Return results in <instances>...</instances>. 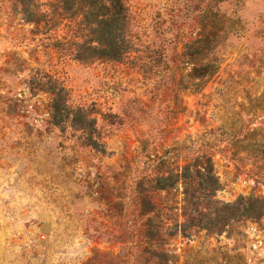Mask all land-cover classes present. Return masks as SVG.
<instances>
[{"label":"rangeland","instance_id":"1","mask_svg":"<svg viewBox=\"0 0 264 264\" xmlns=\"http://www.w3.org/2000/svg\"><path fill=\"white\" fill-rule=\"evenodd\" d=\"M7 1L0 0V264H135L114 238L128 231L133 173L175 146L186 147L188 159L171 169L193 154L211 157L223 185L217 199L264 196V0H128L137 52L118 63H81L51 46L73 39L72 23L56 15L49 31L48 17L28 20L31 4L17 5L10 26ZM209 6L215 17L202 22ZM195 40L203 53L190 50ZM186 44L190 56L179 68ZM206 68L214 73L196 90ZM180 77L189 88H178ZM54 86L65 88L72 109L96 118L97 148L69 122L53 124ZM183 185L153 193L173 207L159 230L172 264H264V218L234 224L240 234L231 238L173 235Z\"/></svg>","mask_w":264,"mask_h":264},{"label":"trees","instance_id":"2","mask_svg":"<svg viewBox=\"0 0 264 264\" xmlns=\"http://www.w3.org/2000/svg\"><path fill=\"white\" fill-rule=\"evenodd\" d=\"M6 3L5 11L10 26L15 22L17 5L27 3L31 4V8L23 12L28 16V20L40 24L43 22V17L44 19L48 17L49 31L56 27L53 22V17L56 15L70 21L73 39L65 44L57 40L49 44L63 53L67 52L78 62L118 63L137 52V37L132 32L134 12L128 0H52L49 5L35 4V0H8ZM44 6L50 7V14L40 13V8ZM210 8L209 6L206 12L203 11L202 22L207 21L208 14L211 16L210 19L215 17ZM199 42L195 40L190 47V50L197 54L203 53ZM188 48L189 45L186 44L182 56L176 59L177 67L187 64L186 58L190 56ZM207 68L199 73L200 82L192 84L196 90L201 89L202 83L214 73L208 72ZM179 81L178 88L190 87L181 82V77ZM48 91L53 97L50 102L53 124L61 127L63 123L69 122L73 129L88 135L85 138L86 145L97 148L101 144L102 137L97 129L96 118H92L82 107L72 109L68 100L69 95L63 86L58 89L54 86ZM183 149L185 150L186 147L175 146L168 149L163 156L143 170L133 173L128 198L132 212L128 231H121L114 238L130 249L135 264L173 263L167 256L169 249L164 248L165 240L159 235L165 211H170L173 207L168 205L169 199L161 203L154 202L153 193L173 189L180 182L184 184L183 204L180 208L182 213L179 215L182 221L175 222L173 235L181 234L184 238L192 239L205 231V238L224 233L231 238L240 234L235 230L234 224L258 222L264 218V196H240L234 202L217 199V192L223 189V185L214 172L215 167L211 157H207L205 152L193 154L195 156L193 162L171 169L169 165L178 164L181 159H188V156H183L181 152ZM223 260L224 257L219 260L212 257L208 262L221 264Z\"/></svg>","mask_w":264,"mask_h":264}]
</instances>
